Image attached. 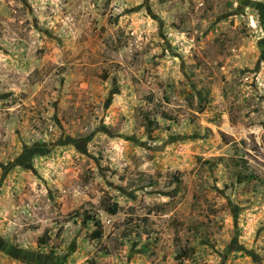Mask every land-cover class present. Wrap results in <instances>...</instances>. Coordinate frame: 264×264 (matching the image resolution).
I'll return each mask as SVG.
<instances>
[{
	"label": "rangeland",
	"instance_id": "1",
	"mask_svg": "<svg viewBox=\"0 0 264 264\" xmlns=\"http://www.w3.org/2000/svg\"><path fill=\"white\" fill-rule=\"evenodd\" d=\"M178 261L264 264V0H0V264Z\"/></svg>",
	"mask_w": 264,
	"mask_h": 264
},
{
	"label": "trees",
	"instance_id": "2",
	"mask_svg": "<svg viewBox=\"0 0 264 264\" xmlns=\"http://www.w3.org/2000/svg\"><path fill=\"white\" fill-rule=\"evenodd\" d=\"M154 126H155V122L150 119L148 116H144V131H145V134L147 135V137L149 139H152V134H153V129H154ZM111 212H113L112 209H110ZM83 221L84 222H88V221H93L94 223V231L92 232L91 236L93 239H98L101 237L102 235V225L100 223L99 220H94L92 217H89V216H85L83 218ZM181 259V255H176V260H180ZM91 264H95V263H91ZM177 264H182V261H178Z\"/></svg>",
	"mask_w": 264,
	"mask_h": 264
}]
</instances>
